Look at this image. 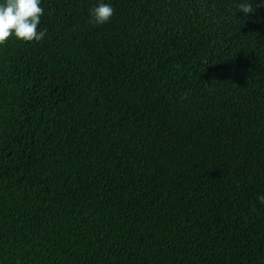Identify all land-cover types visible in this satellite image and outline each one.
Returning <instances> with one entry per match:
<instances>
[{
	"label": "trees",
	"instance_id": "obj_1",
	"mask_svg": "<svg viewBox=\"0 0 264 264\" xmlns=\"http://www.w3.org/2000/svg\"><path fill=\"white\" fill-rule=\"evenodd\" d=\"M105 2L0 45V264H264V7Z\"/></svg>",
	"mask_w": 264,
	"mask_h": 264
},
{
	"label": "clouds",
	"instance_id": "obj_2",
	"mask_svg": "<svg viewBox=\"0 0 264 264\" xmlns=\"http://www.w3.org/2000/svg\"><path fill=\"white\" fill-rule=\"evenodd\" d=\"M258 7H264V0H239L237 13L249 17ZM114 11L112 3L97 0L90 15L96 23L104 24L112 18ZM43 13L42 0H0V45L13 36L26 42L43 40L46 30H38ZM257 201L264 205V193L257 195Z\"/></svg>",
	"mask_w": 264,
	"mask_h": 264
}]
</instances>
